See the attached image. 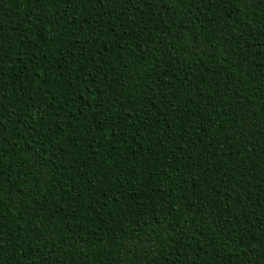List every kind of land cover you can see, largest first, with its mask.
<instances>
[{
	"label": "trees",
	"instance_id": "obj_1",
	"mask_svg": "<svg viewBox=\"0 0 264 264\" xmlns=\"http://www.w3.org/2000/svg\"><path fill=\"white\" fill-rule=\"evenodd\" d=\"M0 264H264V0H0Z\"/></svg>",
	"mask_w": 264,
	"mask_h": 264
}]
</instances>
